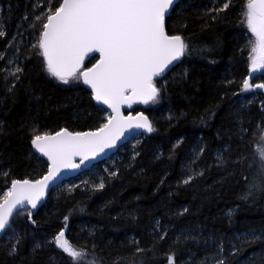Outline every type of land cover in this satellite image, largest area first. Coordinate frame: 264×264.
<instances>
[{
	"label": "trees",
	"instance_id": "16d2710c",
	"mask_svg": "<svg viewBox=\"0 0 264 264\" xmlns=\"http://www.w3.org/2000/svg\"><path fill=\"white\" fill-rule=\"evenodd\" d=\"M0 1L8 5L2 12L7 37L19 26L18 66L24 69L18 82L11 77L5 81L1 68L6 59L0 57L2 190L12 179H37L47 171V163L37 158L31 145L34 131L95 129L105 111L94 104L81 80L65 84L42 70L38 49L30 47L38 35L29 27L37 0ZM224 2L180 0L173 7L166 17V30L170 35L180 34L191 47L157 80L158 87L164 86L159 100L131 109L146 113L154 128L142 136L135 150L139 155L123 154L114 159L109 171L102 168L105 159L90 169L80 168L64 181L73 186L72 191L62 182L40 207L27 206L17 212L12 224L21 214L22 228L34 227L48 240L35 251L22 240L14 261L72 264L52 240L65 225L66 238L86 247L89 254L95 246L101 264H168L170 252L175 254L174 264H204L212 253L205 252L208 244L217 246L226 239L230 248H238L234 263L262 248L264 192L248 195L245 177L251 181L255 168L249 170V164L253 157L259 159L264 91L243 88L245 78L252 84L249 65L256 41L251 43L246 37H254L243 15L246 0L227 1L229 8L211 20L215 13L206 9L220 8ZM25 13L28 20L21 19ZM6 38L0 37V52ZM97 58L92 56L83 68ZM242 129H248L247 133L241 135ZM218 154L223 155L224 164L217 162ZM238 155H246L247 162L235 163ZM193 170L202 174L188 184L180 183ZM102 179L104 187L94 189L92 185ZM28 210L35 224L27 220ZM250 231L257 238L247 236ZM5 241L0 238V264H11ZM137 247L143 251L136 252Z\"/></svg>",
	"mask_w": 264,
	"mask_h": 264
},
{
	"label": "snow or ice",
	"instance_id": "6c2138e0",
	"mask_svg": "<svg viewBox=\"0 0 264 264\" xmlns=\"http://www.w3.org/2000/svg\"><path fill=\"white\" fill-rule=\"evenodd\" d=\"M174 2L175 0H37L32 5V23L29 27L38 32V35L30 47L38 49L42 57V70L65 84L82 80L90 87L92 98L107 105L111 111L101 109L105 111V117L95 129L73 132L61 127L55 132L34 131L31 145L37 153L47 157V171L37 179L25 177L11 180V187L0 200V232L8 233L15 209L26 208L28 205L33 209L37 207L45 190L62 174V169L79 167L73 157L79 156L83 162L90 156L103 153L105 149L114 146L133 125L149 133L154 131L152 122L143 112L136 113L135 117L131 113L124 116L120 106L131 104L135 100L145 104L159 100L164 86L158 87L157 79H162L170 66L190 49V44L180 34L170 35L166 30V17ZM229 6L226 0L220 8L206 9V12L215 13L211 15V20L216 21L218 14ZM243 15L248 30L256 37L253 45L255 55L251 56L250 70L264 67V0H246ZM28 18L25 13L21 19ZM7 36L5 19L0 13V37ZM19 51L17 47L16 52ZM91 52H98L99 59L91 67L82 68L85 55ZM12 63L13 61H8L9 65ZM23 71L19 66L9 67L5 70V81L11 77L14 82H18ZM255 87L264 88V83L253 85L247 78L244 79V89ZM261 125H264V121ZM247 131L248 129H242L241 135ZM203 151L201 148L200 152ZM257 151L259 159L253 157L249 164V170L255 168V173L251 181L245 177L248 195L256 191L264 192V135L257 142ZM137 155L139 153L133 152V158ZM217 162L225 163L223 155H217ZM245 162L246 155H238L235 161L238 164ZM7 174L5 172V176ZM201 174L193 170L180 183L188 184ZM92 187L102 189L103 179ZM72 190L73 186L70 185L69 191ZM63 219L67 222L69 217L65 215ZM27 220L31 224L36 223L31 210H28ZM246 235L257 238L255 231ZM261 236L264 237V233ZM159 239H164V236L160 235ZM52 240L57 248L67 254L72 264H101L95 257V246L92 258L89 259L88 249L71 243L66 238L64 227L59 229ZM21 241L22 236L16 229L8 234L6 246L9 257H16ZM32 241L33 251L41 247V242L34 234ZM142 251L143 249L136 248V252ZM237 251V248H232L233 253ZM218 252L219 258H212L214 264H228L222 244ZM174 259V253L167 254L168 264H174Z\"/></svg>",
	"mask_w": 264,
	"mask_h": 264
},
{
	"label": "rangeland",
	"instance_id": "374dc122",
	"mask_svg": "<svg viewBox=\"0 0 264 264\" xmlns=\"http://www.w3.org/2000/svg\"><path fill=\"white\" fill-rule=\"evenodd\" d=\"M27 1H29V0H27ZM32 1H34V0H32ZM218 1L219 0H212L213 3H216ZM227 1H229V0H227ZM35 3H37V2H34V4ZM3 6H6V4L3 5V3L0 1V12L1 13L4 10ZM6 8H8V5L6 6ZM18 27H19L18 25L14 26V31L12 32V34L9 37L6 38V41L3 44V49H1L2 51L0 52V57L3 60L6 59L5 60V66H2V68H1V73H5V70L8 69L9 67L15 68L19 65L18 63H19L20 59L19 58L17 59L18 52H16V48L19 47V45H21V40L19 38L21 33H20V30ZM13 36H15V39H13ZM246 37L249 40V42L251 40V43H252V40H254V39L256 40L255 35L253 37L252 35L250 36V35L246 34ZM9 41H11V42H9ZM32 43H35V40ZM9 47L11 48V50H8ZM9 60L13 61L12 65L8 64ZM250 78H251L250 80H252L253 85L261 84L262 82L260 80L261 79L264 80V67L258 68V70L254 74H252V76ZM255 89L264 91V88L255 87L254 90ZM247 90L252 91V88L247 89ZM149 104H146L144 106H149ZM263 129H264V127H263ZM263 132H264V130H263ZM142 136H143V134H137V135L133 136L131 139H129L128 141H126L122 146H120L118 148L116 153H114L112 156L105 159L104 163L102 164V168L106 171H109L113 167L114 159H118V158L120 159L123 156V154H125V153H128V155H132L133 152H135L138 145L140 144V142L142 140ZM97 163H95V164H97ZM95 164L91 165L87 169H90ZM68 185H69L68 182L63 183V186H65V187H69ZM7 190H8V188L0 190L1 199L5 196ZM26 210H27V207H26ZM19 215H21V214H19ZM19 215L17 216L14 224H12L11 227L8 229V233H4L3 238L6 240L5 243L8 242V234L12 233L13 229H16L18 231V234L22 236V240H27L29 242L31 249L34 248V242L32 241V235L33 234L39 239V241L41 243L45 240H48L45 238V236L38 229H36L34 227H31V226L29 227V225H27V226L22 228L19 225L20 224V216ZM64 228H65V233H66L67 225H65ZM49 241H51V239H49ZM226 243H227V245L223 246V248H224V256L227 258L228 264H264V245L262 246V248L260 247L259 250L249 254L247 257L242 258V259L238 260L236 263H234V260L237 259V257H238V253L235 252V253H237V255H235V253L232 252V248H230V244L227 242V239L225 241H223L222 243H220V245H217V246L212 245L211 242L208 244L209 245L208 249H206L205 252H207V253L212 252V253L206 258L205 263L206 264H214V261L212 258L213 257L219 258L218 249L221 247V244L223 245ZM214 248L216 250L212 251ZM6 253L8 256V252H6ZM90 255L91 254H89V257H88L89 259L92 258ZM15 258H12L11 264H18V262L14 261ZM70 261H71V259H70Z\"/></svg>",
	"mask_w": 264,
	"mask_h": 264
},
{
	"label": "water",
	"instance_id": "95a60500",
	"mask_svg": "<svg viewBox=\"0 0 264 264\" xmlns=\"http://www.w3.org/2000/svg\"><path fill=\"white\" fill-rule=\"evenodd\" d=\"M179 1H180V0H175L174 5L171 7V9H170V11H169V14H170L171 10L173 9V7H174ZM94 55H96V56L98 57L97 59H99V53H98V52H91V53H87V54L85 55V60H84V62H83V64H82V68H83L84 63H85L88 59H90L92 56H94ZM254 55H255V53L253 52V56H254ZM182 58H183V56L180 58L179 61L174 62V65H173V66H170V70H171V69H172L177 63H179V62L182 60ZM95 62H96V61H95ZM95 62H94V63H95ZM94 63H93V64H94ZM89 67H91V66H89ZM81 70H82V69H81ZM170 70L166 71V73H168ZM257 70H258V68H256V69H252V70L250 71V74H251L250 76H252V74H254ZM165 75H166V74H164L163 77H164ZM157 80H158V79H157ZM81 82H82L83 86H85V87L91 92L90 87H89L88 85H85V84L83 83L82 80H81ZM91 96H92V95H91ZM92 99H93V98H92ZM93 101H94V104H95L96 106H98V107L104 109L105 111H108V112L111 111V109H109L107 105H103V104H101V103L95 101L94 99H93ZM150 102H151V101H150ZM150 102H149V103H150ZM149 103H147V104H149ZM144 105H146V104L143 103L142 101H140V100H135V101H133L131 104H122V105L120 106V111H121V113H122L124 116H128L129 113H131L132 116L135 117V116H136V113H138V112H143V111H142V110H139L138 112L134 113V112L131 111L132 107H133V106H144ZM143 113H144V112H143ZM144 115L148 117V115H147L146 113H144ZM148 119H149V117H148ZM149 120H150V119H149ZM150 121H151V120H150ZM86 131H87V130H86ZM137 134L148 135V134H150V133H149V132H146V130H144V129H142V128H137L135 125H133V128H132V129H128V130H126L125 135H124L121 139H119V140L117 141V143H116L114 146L105 149L103 153H99V154H97V156H95V157H91V156H90L88 159L83 160V162H81V160H82L81 157H79V156L73 157L74 162H75L76 164H78L79 167L74 168V169H62V174H59L58 179H57V180L51 185L50 188H48V189L45 190V195H44V196L41 198V200L38 202L37 207H40V206L46 201L47 196H48L49 192L52 190L53 187L59 185L61 182L65 181V180H67V179H69V178L75 176V175L80 171V168L87 169V168H89L91 165H93V164H95V163H97V162H99V161H101V160L107 159L108 157L112 156L114 153H116V151L118 150V148H119L121 145H123L126 141H128L129 139H131L133 136H135V135H137ZM33 151H34V153H35L39 158H41V159L44 160L45 162L47 161V157H43L41 154L37 153L35 149H33ZM10 187H11V184H10V186H9L8 188H10ZM28 206L31 207V205H28ZM37 207H36V208H37ZM23 209H24V208H19V207H18L17 209L14 210V212H15V214H16L17 212H19V211H21V210H23ZM15 214H14V215H15ZM13 217H14V216H13ZM13 217H11V220H12ZM3 235H4V233H3V232H0V238H1Z\"/></svg>",
	"mask_w": 264,
	"mask_h": 264
},
{
	"label": "bare ground",
	"instance_id": "6f19581e",
	"mask_svg": "<svg viewBox=\"0 0 264 264\" xmlns=\"http://www.w3.org/2000/svg\"><path fill=\"white\" fill-rule=\"evenodd\" d=\"M54 188V187H53ZM98 259V258H97Z\"/></svg>",
	"mask_w": 264,
	"mask_h": 264
}]
</instances>
